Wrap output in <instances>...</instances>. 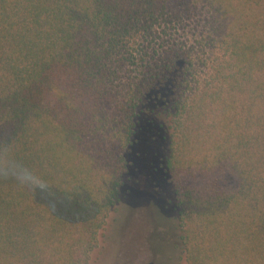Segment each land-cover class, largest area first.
Masks as SVG:
<instances>
[{
	"label": "trees",
	"instance_id": "obj_1",
	"mask_svg": "<svg viewBox=\"0 0 264 264\" xmlns=\"http://www.w3.org/2000/svg\"><path fill=\"white\" fill-rule=\"evenodd\" d=\"M135 149L180 264H264V0H0V264H91Z\"/></svg>",
	"mask_w": 264,
	"mask_h": 264
},
{
	"label": "rangeland",
	"instance_id": "obj_2",
	"mask_svg": "<svg viewBox=\"0 0 264 264\" xmlns=\"http://www.w3.org/2000/svg\"><path fill=\"white\" fill-rule=\"evenodd\" d=\"M154 151L132 152L121 202L91 264H180L173 185L160 160L166 152ZM234 183V177L227 180Z\"/></svg>",
	"mask_w": 264,
	"mask_h": 264
},
{
	"label": "clouds",
	"instance_id": "obj_3",
	"mask_svg": "<svg viewBox=\"0 0 264 264\" xmlns=\"http://www.w3.org/2000/svg\"><path fill=\"white\" fill-rule=\"evenodd\" d=\"M5 168H6V161L3 158H0V170H3ZM15 175L16 178L25 185L34 186L35 184L42 182L41 177L30 172L27 169L17 168L15 170Z\"/></svg>",
	"mask_w": 264,
	"mask_h": 264
}]
</instances>
